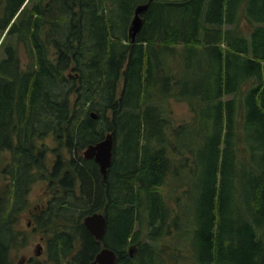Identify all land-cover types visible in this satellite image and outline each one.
<instances>
[{
    "label": "trees",
    "instance_id": "obj_1",
    "mask_svg": "<svg viewBox=\"0 0 264 264\" xmlns=\"http://www.w3.org/2000/svg\"><path fill=\"white\" fill-rule=\"evenodd\" d=\"M29 1L0 0V153L11 179L0 264L17 240L9 219L45 172L53 195L32 220L53 264H89L101 245L115 264H264V0ZM168 96L187 104L189 121L170 126L158 104ZM108 131L102 179L78 152ZM167 181L185 186L172 216L157 190ZM93 212L105 216L99 241L82 225ZM166 235L169 261L143 241Z\"/></svg>",
    "mask_w": 264,
    "mask_h": 264
},
{
    "label": "rangeland",
    "instance_id": "obj_2",
    "mask_svg": "<svg viewBox=\"0 0 264 264\" xmlns=\"http://www.w3.org/2000/svg\"><path fill=\"white\" fill-rule=\"evenodd\" d=\"M35 0H31L26 3L25 7L29 8L30 5ZM43 3L46 2V0H42ZM136 8V7H135ZM138 19L136 16V13L133 14L131 17L130 25L128 28V39L131 41L132 37H134V31L136 30ZM21 46V45H20ZM50 52L52 49H50ZM20 51L22 52V49L20 47ZM0 57H2V53L0 54ZM51 58V56H50ZM21 62L23 64L27 63V59L25 55H21ZM170 63H172L170 61ZM174 65V63H172ZM120 88V85L118 89ZM229 96H226L225 98H228ZM158 104H160V109L162 110V114L164 115V118L166 121L169 122L170 126H176L177 124L187 122L190 118V112L188 110V106L183 101H178L173 97H166L164 99L158 100ZM169 126V125H168ZM166 132H170V128L165 129ZM46 146L52 148L54 146V142L50 137H46L42 140ZM78 155L81 156L78 152ZM49 161L47 162V166L49 167V170L52 168V163L54 158H52V154L48 153ZM53 159V160H52ZM9 161V154L7 152L0 153V195L3 192L5 185L10 183V177L3 173L4 166ZM49 170L47 172H49ZM56 180V179H55ZM54 180V181H55ZM181 180V179H180ZM54 181L49 177V173H37L32 181L29 183L28 191L25 195H23L22 204L21 207H18L19 210L17 213H14L12 215V219H9L10 227L14 234H16L17 239L15 242V245L13 249L10 250V260L11 264H15V262L18 260V258L22 255L25 257H33V248L34 244L38 242L39 236H43L44 239L49 237V234L46 236V234H43L40 230H38L35 226V222L32 220L33 215L36 214L39 207L44 206L47 200L53 195L52 192L54 191ZM171 181V180H170ZM170 181L166 182V184H163L162 186L158 187L157 190L162 193V195L165 198V202L167 206L170 208L171 215L174 212V210L177 209L176 202L183 199V195L185 194V186H179L175 188H171L173 186V183H170ZM74 193L77 194L78 187L76 184H74ZM10 201L7 202L6 207H10ZM11 210V208H9ZM31 211L28 213V211ZM190 209L187 207L185 209V213L187 214ZM189 215L187 214V220H189ZM187 220L185 219V224L187 223ZM81 221V220H80ZM26 222H30V227H26ZM64 225V223H61V227ZM67 225V224H66ZM188 225V223H187ZM63 231H69V228L62 229ZM33 232V234H31ZM25 239V240H24ZM144 242H148L151 244H155L157 248L164 249L165 253V260L169 261V259H172L171 254L169 250L176 245V242L174 241L175 237L173 236H163L161 239H159L156 243L155 241L152 242L146 237H143ZM42 246H44V242H42ZM44 252V251H43ZM170 256V257H169ZM65 257L63 259V264H69L68 260L69 258ZM46 255L42 253V256L34 257L33 260L39 262V264H46L45 262ZM49 259H47V264H49ZM51 262V261H50Z\"/></svg>",
    "mask_w": 264,
    "mask_h": 264
},
{
    "label": "water",
    "instance_id": "obj_3",
    "mask_svg": "<svg viewBox=\"0 0 264 264\" xmlns=\"http://www.w3.org/2000/svg\"><path fill=\"white\" fill-rule=\"evenodd\" d=\"M144 8V5H139L134 10V14L136 13L138 19V22L136 23L137 27L134 31L135 33L139 26L137 13L144 10ZM89 115L92 118L95 117L92 112ZM113 146L114 137L112 132L108 131L99 141L93 144H88L81 150V156L83 159H92L97 165L98 172L102 179L105 178L107 169L111 164ZM82 225L96 241H99L105 231V216L101 212L87 214L82 218ZM128 254H131V248L128 249ZM89 264H115V254L111 249L101 246Z\"/></svg>",
    "mask_w": 264,
    "mask_h": 264
},
{
    "label": "flooded vegetation",
    "instance_id": "obj_4",
    "mask_svg": "<svg viewBox=\"0 0 264 264\" xmlns=\"http://www.w3.org/2000/svg\"><path fill=\"white\" fill-rule=\"evenodd\" d=\"M31 211L29 210L28 213H30ZM103 214V213H102ZM106 223V222H105ZM26 227L29 228L30 227V222H26ZM31 234H33V232H31ZM104 234V233H103ZM25 240V239H24ZM42 242H44V246H42ZM102 246V245H101ZM44 251V252H43ZM42 253H44L46 255V259L45 262L47 264V253H46V239H44L43 236H39L38 238V242L34 244V248H33V257H25L24 255L20 256L18 258V260L15 262V264H39V262H37L36 260L34 261L33 258L34 257H38V256H42ZM49 264H53L52 262L48 261ZM10 264H11V260H10Z\"/></svg>",
    "mask_w": 264,
    "mask_h": 264
}]
</instances>
